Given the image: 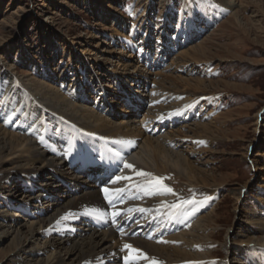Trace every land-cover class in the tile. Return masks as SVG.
Segmentation results:
<instances>
[{
	"label": "bare ground",
	"instance_id": "1",
	"mask_svg": "<svg viewBox=\"0 0 264 264\" xmlns=\"http://www.w3.org/2000/svg\"><path fill=\"white\" fill-rule=\"evenodd\" d=\"M183 3L185 16L173 14L174 9L168 6V12L173 14L168 20L176 18L175 33L166 32L171 25L169 21L156 25L159 44L179 46L200 33L199 20L196 25L194 21L198 8L202 7L192 0H183ZM219 3L216 17L231 10L235 1L220 0ZM148 21L145 5L136 19L138 30L147 26ZM137 32L132 30V34ZM186 52L182 51L178 57L184 58ZM127 58L130 67L121 65L122 72H127L125 77L132 79L136 86H141L135 76H144L137 75L141 71L134 63L135 57L128 55ZM11 66L6 64L0 71V199L7 203L1 216L0 239L11 237L12 250H18L19 254L14 260L17 264H126V257L128 264H264V221L253 222V217L261 216L264 210L248 215V225L244 226L248 236L241 249L233 248L229 235L217 246L216 234L206 233L205 216H200L215 195V187H206V180L198 177L201 172L189 159L190 153L177 149L185 142L181 135L152 125L154 121L165 124L179 113L172 112L173 107L182 108L177 98L197 96L194 91L188 92L190 87L186 86V91L158 87L153 91L157 98H150L155 106L136 120L135 114L125 112L117 101V110L105 98L91 102L79 79L76 87L65 89L53 78L42 75L44 70L36 66H32L33 73L43 76L36 81L15 77ZM129 68L136 71L130 72ZM48 70L52 77L56 75ZM118 72L119 69L112 70V74L120 77ZM127 79L122 82L127 84ZM127 98V105L132 98L143 102L139 96ZM158 100L171 104L153 103ZM132 107L138 109L133 104ZM119 116V121L110 119ZM125 163L133 167L126 168ZM171 175L175 181L182 180L180 188L188 191L176 189L174 181L168 182ZM164 186L173 192L163 191ZM117 189L123 191L117 193ZM14 190L29 193L28 198L18 201L14 207L37 219L28 223L25 235L21 234L22 225L8 215ZM235 196L239 200L241 190ZM206 198L195 214L186 215L194 205L184 201H205ZM141 208L145 211H138ZM95 209L104 214L103 219L93 213ZM114 212L120 214L113 218ZM34 223L39 224V230L32 229ZM40 235L47 239L51 250L48 259H33L38 254L31 247L26 248L29 239ZM125 244L139 249L148 259L124 248ZM216 247L227 254L220 261ZM237 252L239 258L234 257Z\"/></svg>",
	"mask_w": 264,
	"mask_h": 264
},
{
	"label": "rangeland",
	"instance_id": "2",
	"mask_svg": "<svg viewBox=\"0 0 264 264\" xmlns=\"http://www.w3.org/2000/svg\"><path fill=\"white\" fill-rule=\"evenodd\" d=\"M192 1L202 7L194 21L196 25L199 20L200 33L182 45L164 46L159 44L156 25L168 23L175 13L185 16L183 0H0V71L10 64L15 77L31 81L43 78L44 73L65 89L76 87L79 79L91 102L105 98L117 110V101L136 120L155 106L150 102L158 96L155 89L186 91L190 87L188 92L199 96L177 98L182 108L173 107L172 112L179 113L165 124L154 121L152 125L181 135L185 142L177 149L190 153L193 167L201 172L198 177L206 180V187H215L208 208L200 214L205 216L206 233L216 234L217 246L229 235L233 248L241 249L248 236L244 229L248 215L264 210V0H233L232 9L217 17L214 13L220 0ZM145 5L148 25L138 30L136 19ZM169 5L173 14L168 12ZM175 20L169 21L166 32L175 33ZM132 30L138 32L132 34ZM182 51H187L184 58L178 57ZM128 55L135 57L141 71L137 75L144 76H135L141 86L122 72L121 65L130 67ZM32 66L44 70L41 77L33 73ZM48 69L56 75L52 77ZM113 69H119L120 77L112 74ZM128 95L139 96L143 102L132 98L127 105ZM161 101L153 103L171 104ZM172 181L176 189L188 191L180 188L182 180L175 181L171 175L168 182ZM238 189L239 200L235 196ZM13 195L9 219L22 225V235L28 234V223L37 219L14 205L29 193L14 190ZM6 209L7 203L0 199V223ZM254 217V223L264 221V213ZM38 225L34 223L32 229L39 230ZM30 247L38 254L33 259L51 255L41 235L29 239L26 248ZM12 249L11 237L0 239V264H17L18 250ZM215 251L219 261L227 255L219 247ZM238 254L234 257L239 258Z\"/></svg>",
	"mask_w": 264,
	"mask_h": 264
},
{
	"label": "snow or ice",
	"instance_id": "3",
	"mask_svg": "<svg viewBox=\"0 0 264 264\" xmlns=\"http://www.w3.org/2000/svg\"><path fill=\"white\" fill-rule=\"evenodd\" d=\"M118 143H128V144H131L132 142L131 141H118ZM124 166L126 168H132L133 167V165L128 164V163H125ZM139 175L148 176V175H151V174L150 173H139ZM119 179H121V177H117V180H119ZM115 182L116 181H113V183H115ZM116 191H117V193H119V192H121L123 190L122 189H117ZM163 191L168 192V193H172L173 192V190L171 188H167L166 186L163 187ZM105 192H107V189H105ZM148 194H152V193L149 192ZM111 199L112 198H109V202L110 203H111ZM206 200H207V198L205 199V201H197V200H194V199L184 201L183 203H185V204H192V205H194V207L192 209V212L191 213H187L186 215L187 216H191V215L195 214V212L198 211L199 207H201L204 203H206ZM172 207L173 208H178V207H180V205H172ZM92 211H93L94 214L98 215L99 218L103 219V215L104 214L101 213L98 209H95V210H92ZM129 211H132V210L129 209ZM138 211L143 212L145 210L143 208H141V209H138ZM119 214H120L119 212H114L112 214L113 215V218L115 216H118ZM149 239H151V237H149ZM164 242H167V241H164ZM124 248L129 249V250H131L133 252H139V254H140L141 257H143L144 259H148V257H146L143 252H141L139 249H133L132 245H130V244H125L124 245ZM125 260H126V264H128V257H126Z\"/></svg>",
	"mask_w": 264,
	"mask_h": 264
}]
</instances>
